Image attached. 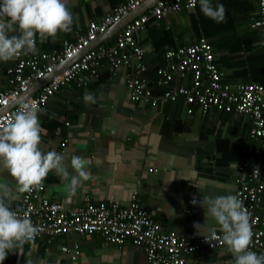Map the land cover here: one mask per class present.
Returning a JSON list of instances; mask_svg holds the SVG:
<instances>
[{
  "label": "crops",
  "instance_id": "crops-1",
  "mask_svg": "<svg viewBox=\"0 0 264 264\" xmlns=\"http://www.w3.org/2000/svg\"><path fill=\"white\" fill-rule=\"evenodd\" d=\"M125 0H67L74 14L71 31L58 33L55 40L37 37L39 52L60 48L86 32L89 22H100ZM192 10L166 14L157 24L145 26L135 35L143 50L148 88L158 96L161 89L150 77L155 69L165 66V50L186 46L203 37L212 49L221 81L230 87L260 83L264 79V52L259 33L250 27L257 17V0H213L226 9L225 20L217 23L200 10L198 0ZM18 34V33H15ZM97 36L94 46L111 44ZM93 41V42H94ZM97 43V44H96ZM38 52V53H39ZM23 56V55H22ZM16 60L0 62V90L9 88L6 70ZM126 69H111L102 63L95 77L85 85L69 83L53 93L39 114L42 128L40 148L57 151L73 175V156L89 161L91 177L69 195L66 182L54 171L44 181L43 196L75 209L86 202H116L126 205L134 194L135 201L162 229L194 239L217 227L212 217L200 206L205 195L227 194L222 185L235 187L236 164L248 141L250 119L210 111L205 116L196 112L186 115L181 100L159 102L155 107L131 103L124 87ZM91 92L96 103L86 104L83 96ZM64 143V146L60 145ZM61 151V153H60ZM0 183H7L12 210H19V192L14 180L0 166ZM233 193V192H232ZM231 193V194H232ZM195 201V203H193ZM264 214V203L260 210ZM199 223L205 227L197 232ZM60 247L73 249L78 256L71 261ZM9 253L3 264H147L141 249L126 242L121 248L104 243L98 235L58 236L51 242L26 243L22 251ZM185 264H232L234 258L224 245L219 249L201 247L184 257Z\"/></svg>",
  "mask_w": 264,
  "mask_h": 264
},
{
  "label": "built area",
  "instance_id": "built-area-1",
  "mask_svg": "<svg viewBox=\"0 0 264 264\" xmlns=\"http://www.w3.org/2000/svg\"><path fill=\"white\" fill-rule=\"evenodd\" d=\"M143 1L125 0L100 22H89L84 34L76 35L72 42H62L56 50L15 59L14 66L6 70L9 88L0 90V110L25 93L33 83L49 76L56 66L78 55L32 95L0 113V124L6 123L9 116L25 102L35 101L42 108L53 93L69 83L74 82L77 86L87 84L91 77L96 76L102 63L113 70L129 71L124 79V87L131 103L155 107L159 102H175L182 97L186 115H191L193 109L200 116L210 111L244 115L251 122L248 138L252 142L246 146L235 166L237 177L232 194L243 201L250 213L253 231L250 250L258 255L264 254V214H260L264 203V79L260 83L234 87L223 83L213 60L211 46L203 37L192 44L164 51L165 66L155 70L154 84L161 89L158 96L152 94L146 78L142 77L146 68L143 50L137 44L135 35L143 32L149 23L157 24L166 14L194 9L197 1L157 0L147 10L130 19L114 35L111 44H99L82 52L97 36ZM256 5L257 17L250 27L258 31L259 44L264 52V0H257ZM60 146L63 147L64 143ZM44 190L45 186L32 192H19L20 207L14 210L20 217L31 218L34 225L42 229L36 241L43 237L51 241L67 234L98 235L104 243L116 247L129 242L141 249L147 264H185L184 257L201 247L219 249L224 246L220 239H208V234L189 239L173 231L162 232L161 227L135 201L134 194L123 206L116 202H86L81 207L65 209L60 203L43 196ZM221 235L217 229V236ZM60 251L71 261L78 256L76 247H60Z\"/></svg>",
  "mask_w": 264,
  "mask_h": 264
},
{
  "label": "clouds",
  "instance_id": "clouds-1",
  "mask_svg": "<svg viewBox=\"0 0 264 264\" xmlns=\"http://www.w3.org/2000/svg\"><path fill=\"white\" fill-rule=\"evenodd\" d=\"M198 3L206 17L217 23L225 20L226 9L222 3L213 0H198ZM73 22L74 14L67 0H0V62L38 54L37 37L55 40L58 33L70 32ZM83 101L95 104L96 98L89 92L83 96ZM42 111L35 101L25 102L6 123L0 124V166L15 181L18 192L43 189L45 179L54 171L66 182L69 195H74L77 186L91 177L87 171L89 161L73 156L70 162L73 175L65 167L62 155L41 150L42 133L46 131L39 119ZM221 187L227 194L205 195L200 201V206L213 218L222 234L217 236V227L208 228V239L222 241L234 258L232 264H264V254L250 250L253 231L247 207L238 196L231 194V185ZM16 198L7 183H0V264L9 253L22 251L26 243L35 246L36 237L42 231L31 218L20 217L11 209L10 202ZM193 227L198 232L205 223H196Z\"/></svg>",
  "mask_w": 264,
  "mask_h": 264
},
{
  "label": "water",
  "instance_id": "water-1",
  "mask_svg": "<svg viewBox=\"0 0 264 264\" xmlns=\"http://www.w3.org/2000/svg\"><path fill=\"white\" fill-rule=\"evenodd\" d=\"M155 1L157 0H144L138 7H136L134 10L128 12L126 15H124L117 23L111 25L108 27L105 32L102 35L104 38L111 37L112 35L116 34L126 23L130 21V19L136 17L137 15L141 14L145 10H147L149 7H151ZM96 41L92 42L87 48H85L82 52L86 51L89 48L94 47ZM97 44V43H96ZM96 46V45H95ZM81 52V53H82ZM78 55L74 56L71 60H67L61 65H58L54 68L53 72L49 75L44 77L43 79L33 83L30 87H28L27 91L21 95H19L16 99H13L6 108H3L0 110V113H2L4 110L10 108L12 105L17 104L18 102L22 101L23 99L29 97L32 95L36 90H38L42 85H44L51 76L58 74L63 68L69 65L71 61H73L75 58H77Z\"/></svg>",
  "mask_w": 264,
  "mask_h": 264
},
{
  "label": "trees",
  "instance_id": "trees-1",
  "mask_svg": "<svg viewBox=\"0 0 264 264\" xmlns=\"http://www.w3.org/2000/svg\"><path fill=\"white\" fill-rule=\"evenodd\" d=\"M182 10H183V9H182ZM155 70H156V69H155ZM146 74H147V73L145 72V73L142 75V77L146 78V77H147ZM150 78H151L150 80H151L152 82L155 80V78H156V77H155V71L153 72V76L150 77ZM177 100H181L182 103H183V99H182V97H178ZM177 100H176V101H177ZM168 103H173V102H168ZM183 104H184V103H183ZM184 106H185V105H184ZM195 112H196L195 109H193V113H195ZM193 113H192V114H193ZM192 114H191V115H192ZM248 141H249L250 143L252 142L249 138H248ZM248 144H249V143H248ZM248 144H247V145H248ZM67 235H68V234H67ZM42 239H44V240H46V241L48 242V238H47V237H43ZM42 239H41V240H42ZM54 239H55V238H54ZM51 241H52V240H51ZM51 241H49V242H51Z\"/></svg>",
  "mask_w": 264,
  "mask_h": 264
}]
</instances>
